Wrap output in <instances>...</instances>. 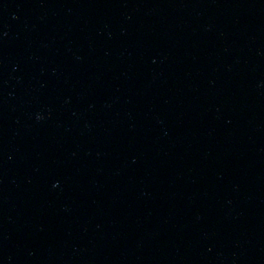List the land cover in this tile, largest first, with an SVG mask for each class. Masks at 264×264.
Returning <instances> with one entry per match:
<instances>
[{
    "label": "water",
    "instance_id": "95a60500",
    "mask_svg": "<svg viewBox=\"0 0 264 264\" xmlns=\"http://www.w3.org/2000/svg\"><path fill=\"white\" fill-rule=\"evenodd\" d=\"M0 264H264V0H0Z\"/></svg>",
    "mask_w": 264,
    "mask_h": 264
}]
</instances>
